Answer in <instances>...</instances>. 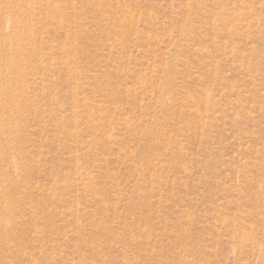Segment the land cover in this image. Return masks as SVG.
Returning a JSON list of instances; mask_svg holds the SVG:
<instances>
[{"label":"rangeland","instance_id":"1","mask_svg":"<svg viewBox=\"0 0 264 264\" xmlns=\"http://www.w3.org/2000/svg\"><path fill=\"white\" fill-rule=\"evenodd\" d=\"M0 264H264V0H0Z\"/></svg>","mask_w":264,"mask_h":264}]
</instances>
